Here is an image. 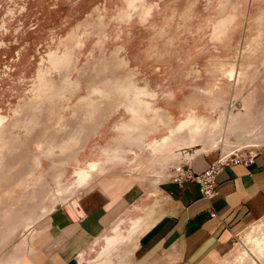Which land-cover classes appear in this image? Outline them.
Returning a JSON list of instances; mask_svg holds the SVG:
<instances>
[{
    "label": "rangeland",
    "instance_id": "1",
    "mask_svg": "<svg viewBox=\"0 0 264 264\" xmlns=\"http://www.w3.org/2000/svg\"><path fill=\"white\" fill-rule=\"evenodd\" d=\"M161 113L208 116L222 139L161 147L152 135L145 149L139 126L145 136ZM133 144L148 161L129 159ZM225 144L264 150V0H0V264L30 257L46 216L98 174L77 185L91 164L164 165L181 149L221 156ZM251 228L264 241V218L241 238ZM125 234L113 228L81 264H125L128 242L115 244ZM241 238L219 264H238Z\"/></svg>",
    "mask_w": 264,
    "mask_h": 264
},
{
    "label": "crops",
    "instance_id": "2",
    "mask_svg": "<svg viewBox=\"0 0 264 264\" xmlns=\"http://www.w3.org/2000/svg\"><path fill=\"white\" fill-rule=\"evenodd\" d=\"M171 117L173 122L179 120ZM165 132L164 127L155 134L146 132L143 144L153 140L152 135L160 139ZM130 151V160L150 158L135 144ZM202 151L181 149L177 156L166 158L165 166L153 165L156 168L150 165L155 160L145 165L132 163L130 168H105L77 200L46 216L33 238L30 257L27 253L17 264L86 263L81 257L87 258L92 244L101 245L118 226L126 229L124 238H116L115 243L128 242V249L121 250L128 253L125 264H219L232 254L245 231L264 218V150L249 152L253 156L249 164L225 167L216 176L217 195L211 200L201 196L195 183L179 186L168 179L169 166L178 160L203 172L219 158L217 153ZM222 152L221 157L231 153ZM136 219H141L140 226L126 238L127 230L136 228L130 224Z\"/></svg>",
    "mask_w": 264,
    "mask_h": 264
},
{
    "label": "bare ground",
    "instance_id": "3",
    "mask_svg": "<svg viewBox=\"0 0 264 264\" xmlns=\"http://www.w3.org/2000/svg\"><path fill=\"white\" fill-rule=\"evenodd\" d=\"M232 76H233V71H231V72H229L227 74V77L230 78V79L232 78ZM154 119H155L154 121H156V123H155V125H153V127L154 126L155 127L152 128V130H150V132H147V134L148 133L149 134H155L160 127L166 128L165 134L160 138V139L163 140V143L160 142L159 146H161L162 144H163V146H165L167 144L168 145H173V144H175L176 139H182V141H184L183 139H185L190 144L193 143V142H201L203 144L217 146V144L222 139L221 125L220 124H215L214 125L210 121L208 116H203L202 115L201 117H198L196 119L190 117L189 119H187V121L186 120H185V122L183 121L184 122L183 124H180L177 121L173 122V119L171 117H167L163 113H161L159 115L158 114L155 115ZM128 122H130V121H128ZM185 125L188 126L187 127V131H186L187 133H185L187 136H184V137L177 136V132L180 129H182ZM130 128L131 127L128 126V142H130L132 140L131 135L133 134V132H135L137 130V129H130ZM141 128L142 127L139 126L140 132H142V134H140L139 137H138V139H140L139 140L140 143L142 142V139L145 137L143 135L144 131H142ZM161 134H163V133H161ZM147 137H149V136H147ZM165 139H168V140L166 141ZM155 145H156V141H154V142L150 141L147 145L143 144L142 146L145 149H148L149 147H155ZM142 146H140V147H142ZM179 147L182 148V146H179ZM229 147H230V145L225 144L224 145V150L228 151ZM155 164L161 165L162 162L161 161H157L153 165H155ZM155 166H153L152 168H154ZM164 166H165V164H164ZM160 167L158 169H160ZM165 172L163 171L162 173H165ZM97 173H99V167H97V165H95V164H91L88 169H84V170L82 169L80 172L77 173V181H76L77 185H79L80 187L86 186L91 181L92 177L94 175H96ZM159 175H161V173ZM79 186H78V188H79ZM136 222H137V219L136 220H132V223H130V224L135 226ZM249 232H251V233H249ZM249 232H247L245 234V236H246L245 238H241V242H243V244H244V247H245L244 250L245 251H244V254L239 258L238 264H254V260H258L260 262L264 261V241H262L260 238L256 237L253 234V229L252 228L250 229ZM129 233L130 232H128V230H127L126 238H128ZM98 264H102V263H98Z\"/></svg>",
    "mask_w": 264,
    "mask_h": 264
},
{
    "label": "built area",
    "instance_id": "4",
    "mask_svg": "<svg viewBox=\"0 0 264 264\" xmlns=\"http://www.w3.org/2000/svg\"><path fill=\"white\" fill-rule=\"evenodd\" d=\"M253 160V156L248 153L230 154L227 156H219V158L210 164L203 172H195L189 162H180L171 169L168 177L169 181L182 186L184 183H195L199 187L201 196L206 200H211L217 195L216 176L228 166L238 164H249Z\"/></svg>",
    "mask_w": 264,
    "mask_h": 264
}]
</instances>
